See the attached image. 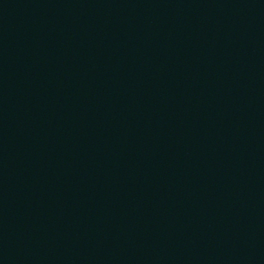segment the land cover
Masks as SVG:
<instances>
[{
    "label": "water",
    "instance_id": "obj_1",
    "mask_svg": "<svg viewBox=\"0 0 264 264\" xmlns=\"http://www.w3.org/2000/svg\"><path fill=\"white\" fill-rule=\"evenodd\" d=\"M0 264H264V0H0Z\"/></svg>",
    "mask_w": 264,
    "mask_h": 264
}]
</instances>
